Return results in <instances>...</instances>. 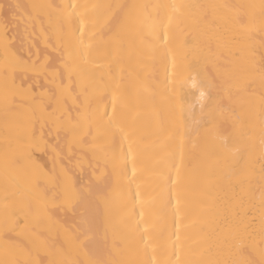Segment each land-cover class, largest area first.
Masks as SVG:
<instances>
[{
    "label": "bare ground",
    "instance_id": "6f19581e",
    "mask_svg": "<svg viewBox=\"0 0 264 264\" xmlns=\"http://www.w3.org/2000/svg\"><path fill=\"white\" fill-rule=\"evenodd\" d=\"M262 64L264 0H0V264H261Z\"/></svg>",
    "mask_w": 264,
    "mask_h": 264
},
{
    "label": "snow or ice",
    "instance_id": "6c2138e0",
    "mask_svg": "<svg viewBox=\"0 0 264 264\" xmlns=\"http://www.w3.org/2000/svg\"><path fill=\"white\" fill-rule=\"evenodd\" d=\"M133 8L137 6H131ZM159 7H171L172 11L179 12L181 9V5H171V6H159ZM169 22L171 21V16L168 17ZM243 23V20L240 21ZM262 68H264V64H262ZM204 92L201 91L200 96L201 98L204 97ZM115 104L116 100L115 97L113 98V111H115ZM107 116V113H105ZM41 150V141L37 140L35 136L33 135L30 146H29V158H31L32 152ZM70 210L75 211V209H72L70 206ZM102 216L99 212V209L97 208V214L92 217L91 219H83L81 223L77 226V232L74 234L75 240L78 244H82L83 247L89 248L95 244V238L97 234L100 232L102 228ZM11 231L9 229L8 225H5V234L4 239L8 240L9 236L8 233ZM62 264H81L80 261H63ZM261 264H264V260L261 261Z\"/></svg>",
    "mask_w": 264,
    "mask_h": 264
}]
</instances>
